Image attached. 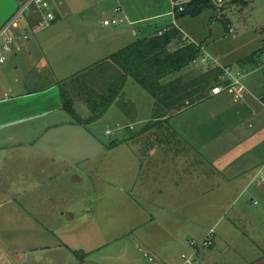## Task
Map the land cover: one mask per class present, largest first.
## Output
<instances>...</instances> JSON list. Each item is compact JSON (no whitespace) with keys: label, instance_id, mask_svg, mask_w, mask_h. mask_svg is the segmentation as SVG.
I'll return each instance as SVG.
<instances>
[{"label":"rangeland","instance_id":"1","mask_svg":"<svg viewBox=\"0 0 264 264\" xmlns=\"http://www.w3.org/2000/svg\"><path fill=\"white\" fill-rule=\"evenodd\" d=\"M21 1L0 0V29L17 13ZM62 1L63 4L59 5L58 0H50L52 10L55 12L56 8L61 14L54 22L62 24L65 30L52 34L51 38H38L46 49H50V46L56 48L51 55L54 60L57 58L56 71L58 67L66 65L61 73H57L61 80L45 78L40 82L45 85L41 87H50L47 94L56 101L57 98L61 101L59 88L63 80L60 74L73 71L81 63L78 58L88 56L86 48L89 46L76 48V45L87 42L86 34L79 33L78 27L86 25L97 33H103L126 27L129 21L127 18L124 24H103V19L115 15L112 7L117 0ZM121 4L131 17H142L166 6L172 15L171 0H122ZM223 18L231 25L230 34ZM179 25L203 48H200L197 60L177 72V75L197 73L209 65L229 66L235 70L242 66L241 61L244 60V82L257 91V96L263 95L264 0H246V4L233 0H215L214 8L206 9L196 17L185 16L179 20ZM75 27L80 38L76 43L72 37L74 32L71 31ZM113 47L111 45L107 49ZM58 52L60 55L68 52V55L62 58ZM253 52L256 53L251 58ZM66 60L71 61L69 66ZM8 65L9 60L0 68V86L4 90L12 87V93H17L21 71L8 68ZM7 70V74H3ZM64 82L62 87L69 88L70 92V85L75 81L69 79ZM128 83L123 89V101L136 102L140 117L152 120L149 104L153 103V97L137 82L129 80ZM119 104L116 101L106 114L89 125L65 122L71 121L72 116L58 104V108L46 111V116L39 121H43L44 130L41 132L43 135L33 144L36 149L30 148V143H24L16 135L20 124L0 127V148L3 149L0 154H56L59 157L54 160V166L43 173L35 168L28 169L26 165H21V161L8 166L13 183L16 187L24 186L25 190L17 194L19 207L5 201L10 192L8 195L0 193V233L11 235L22 247L29 249H35L41 244L54 245L56 248V244L61 243L68 262H79L87 255V263L78 264H125L127 258L142 264L147 259L145 252H148L143 239L135 240L137 244L134 246L122 236L127 228L138 221L140 226L134 228V231L136 234H146L152 217L167 226H171V220H176L174 229H178L176 232L181 230L183 242L172 241L169 245L178 263L184 262L182 254L190 255L194 252L191 241L201 242L209 235L211 228L217 234L219 231L225 238L232 236L233 239L227 238L230 241L227 246L224 237H220V243L215 247L216 250L222 249L216 253V258L222 264H237L250 259L254 254L249 247L254 249L258 245L263 249L264 228L254 229L248 224L244 219L242 205L262 210L264 218V194L255 189L239 193L233 190L236 196L233 192H225L224 188L230 182L222 174L214 175L213 182L207 181L212 176L198 175L203 181L197 182L195 175L183 174L186 167L191 165L188 163L183 167V154L190 145L179 139V136H172L167 123L151 121L148 127L151 136L142 135L136 140L118 142L116 137L120 135L116 132V125L119 118L116 115L125 118L122 123L128 122L132 131H138L146 124H132L133 117L126 115ZM75 108L82 119L91 115L81 103ZM132 109V113L135 112L134 105ZM51 123H58V126L47 127ZM107 128L111 129L109 133H105ZM128 128L124 126L123 133H127ZM7 133L15 137L11 138ZM127 135L130 137L131 131ZM112 141L116 143L110 145ZM187 154L191 156L194 153L189 149ZM51 158H48L50 162ZM170 169L178 171L169 175ZM176 180L179 181L174 182ZM34 185L36 188H33ZM155 188L164 190L168 197L173 194L174 199L167 197L166 204L154 206L148 200V195L150 189L155 191ZM11 194L16 195L13 192ZM141 195L146 197L143 199ZM180 200L182 204H179ZM210 240L213 243L214 234ZM212 243L201 248L209 249L210 252ZM161 245L164 244L158 242V249L165 247Z\"/></svg>","mask_w":264,"mask_h":264},{"label":"crops","instance_id":"2","mask_svg":"<svg viewBox=\"0 0 264 264\" xmlns=\"http://www.w3.org/2000/svg\"><path fill=\"white\" fill-rule=\"evenodd\" d=\"M119 2L122 3V0ZM57 4L62 5L63 1L58 0ZM55 13V20H58L61 17V14L56 8ZM125 14L128 18L127 20L129 21L127 22L126 27H122L118 30L101 31L103 33H97L96 30L86 25L78 27L80 29L79 33L84 32L86 34L85 37L87 42L76 45V48H80V46H84V48H86L89 46L88 48L90 50L86 48V51L88 52L87 55L91 56L89 58H86L88 56H81V58H78V61H81V63H78L79 66L73 69V71L71 70L68 74H60L62 80H64L63 78L68 79L95 62L106 59L110 54L131 44L138 38L145 36L148 37L157 31L161 32L163 28L170 23H174L189 41H192L199 45L200 48H203L201 44H198V42H196V40H194L189 33H187L179 25V20L185 16L180 18H176L175 16L173 17V15H170L167 6L162 9L154 10L152 13L142 17H131L129 12H126V10ZM125 22L126 21L121 24H124ZM143 22L145 23L143 24ZM228 25L229 29H227V32L230 34L232 29L229 23ZM48 27L50 28L40 30L37 26H31L29 37L27 39L19 37L12 52L8 56V68L13 67L14 69L21 71L20 78H18L19 88H16L18 89V92L12 93V87H8L7 90H4V88L0 86V127L9 126L13 123L16 125L20 124L21 127L18 128L16 135L20 136L21 141L24 143H30V148L32 149H36V146L33 144L41 135H43L41 132L44 130V124L43 121L42 123L39 121L46 116L45 112L48 110V112H50L52 108L59 105L61 106V109H64L61 91V101H59V98H57L56 101L50 94H47L50 87L46 89L41 87L45 86L44 84H40L41 79L45 78L56 81L61 80L58 79L59 77L57 73H61L66 67V65L58 67L56 71L55 63L57 62V58L54 60V58L51 57L52 52L55 51L56 48L50 46V49H46L45 45L38 41V38L41 36L51 38L52 34L63 31L65 28H63L64 26L58 22H54ZM71 31L74 32V34H72L74 42H79L80 38L77 28H72ZM75 32L77 34H75ZM36 35L38 36L36 37ZM111 45H114V47L108 50L107 48ZM76 50L78 49H75V51ZM63 55H68V52L63 53ZM63 55H60V57L64 58ZM82 60L86 61L82 63ZM66 63L67 66H69L71 61L66 60ZM238 69L244 72V81L246 76L244 66H241ZM7 72L8 70L3 71V74H7ZM129 80H133L135 82L132 77H127L124 88L127 84H129ZM244 83L248 89V93L243 101H233L231 94L228 92H221L219 94H212L209 92L204 100L174 114L169 118V120H165V118H160L159 120L152 118L151 110L153 108L154 100L153 103L149 104V112L151 114L150 118L152 120H149V117L141 118L139 115V105L136 102H133L135 112L132 124H146L144 125V128L141 127L138 131H132V126H129L128 122L127 124L122 123L125 118L120 117L121 115H116V118H119L116 125V132H119L120 135L116 137V140L119 142L127 139L136 140L142 135L151 136V130L148 129L149 123H152L151 121H154V123H167L169 132L172 136L177 135L179 136V139L181 138L183 142L185 141L190 145L187 149L188 151L183 154V167L184 164L189 163L191 165L186 167V172L183 174L195 175L197 182L203 181V179L198 178V175L212 176V178L207 181L213 182L215 179L214 175L222 174L230 182L228 187L224 188L225 192L229 191L232 193L234 190L239 193L247 189H255L264 194V93L261 96H257V91H255L253 87L248 86L247 82ZM71 94L73 95V106L75 111L76 105L81 103L91 112L89 106L82 99H80L79 96L76 97L75 92H72ZM116 112L117 110H115V114H117ZM65 122L69 124H80L76 122L73 117L71 121ZM87 125H89V123ZM49 126L56 127L58 126V123H51L47 127ZM124 126L129 127V130L126 131L127 133L131 131L130 137L125 131L123 133L122 129ZM110 131L111 129L107 128L105 133H109ZM7 135L11 138L15 137L13 134L7 133ZM189 149L192 153H194L191 154V156L187 154ZM2 150L3 149L0 148V153ZM15 155L16 154H0V193L8 195L10 192L9 197H7L5 201L11 205L19 207L20 205L17 202V194L25 190V188L22 185L16 187V184L13 183L8 173V166L15 161H21V165H26L28 169L35 168L39 172L43 173L50 170L54 166V160H57L59 157H57L56 154ZM48 158H51L52 162H50ZM151 171L154 173L153 170ZM177 171L178 170L170 169L168 170V174L173 175ZM169 180L171 179L169 178ZM177 181L179 180L174 182ZM181 182L183 181H180V183ZM14 186L15 188H13ZM33 188H36V186L34 185ZM30 189H32V187ZM12 192L16 193V195L11 194ZM236 192H233L235 193V196ZM149 193L148 200L154 206H163V204H166L165 198L167 199L168 196L161 188H155V191L150 189ZM144 197L146 196L141 195V198L144 199ZM168 198L174 199L173 194ZM179 204H182L181 200ZM35 206H37V204ZM242 208L244 209V219L248 221V224L251 225L252 228H264L262 210L250 209L249 207L243 205ZM248 208L250 211H248ZM180 217V219L183 220V217ZM175 221V219L170 221L171 226H167L165 224L161 225L160 221L156 220L155 217H152L149 223V230L146 231V234H136L134 228H138L140 226V221H138L135 225L127 228L125 230V235L123 234L122 237L125 238V241H130L131 245L137 244L135 240L143 239L144 242H142L148 252L157 256L163 262L168 264H182L178 263V261L174 259L175 257L171 252V245H169L172 241L183 242V233H181V230L176 232L178 229H174V225H176ZM219 234V231L218 234L214 232V240L212 247H210V252H208L209 249L206 248H199L195 252L196 258L194 261L196 264H210V262L214 264H222L220 263V260L216 258V253L222 249L220 248L216 250L215 247L219 245L220 237L221 239L224 237V244L227 246H229V240L233 239L232 236L225 238L224 235ZM244 235L246 234L244 233ZM144 238L150 241H146ZM227 238H229V240H227ZM167 240H170L171 242H168ZM158 242L160 244L162 242L164 245L161 246L165 247H163V249H158ZM56 246V248H54V245L51 246L41 244V246H37L35 249H29L22 247L17 239L11 235L0 233V264L87 263V255L85 256L86 258H81V261L79 262H68L67 255L62 250V244L57 243ZM249 249L254 255L250 259L248 258L237 264H264V248L261 249L257 245L254 249L251 247H249ZM144 260L145 261H143L142 264H150L146 258ZM125 264L140 263L127 258Z\"/></svg>","mask_w":264,"mask_h":264},{"label":"trees","instance_id":"3","mask_svg":"<svg viewBox=\"0 0 264 264\" xmlns=\"http://www.w3.org/2000/svg\"><path fill=\"white\" fill-rule=\"evenodd\" d=\"M174 1H180L184 6L182 11L176 10V18L197 16L204 10L215 7L213 0ZM234 2L246 4V0ZM223 21L226 29H229L227 20L223 18ZM200 52L199 45L189 41L174 23H170L161 32L138 38L106 59L64 79L60 87L63 108L76 122L86 124L102 117L116 101L118 104L122 101V104H119L121 109L130 118L133 117V120L134 104L123 101L124 84L130 76L153 97L152 118L169 120L174 114L204 100L212 86L219 82L223 71L219 65H209L197 73L176 74L196 61ZM244 63L242 60L241 65ZM69 79L75 81L70 85V92H77L91 110V115L86 119L76 113L69 88L62 87L66 83L64 81ZM114 143L116 142L112 141L110 145Z\"/></svg>","mask_w":264,"mask_h":264},{"label":"built area","instance_id":"4","mask_svg":"<svg viewBox=\"0 0 264 264\" xmlns=\"http://www.w3.org/2000/svg\"><path fill=\"white\" fill-rule=\"evenodd\" d=\"M184 1V0H183ZM215 2V0H213ZM221 1V0H218ZM172 15L175 16L176 10L182 11L184 6L180 1L171 0ZM113 11L115 15L103 20L104 25L120 24L127 17L125 10L119 0L116 1ZM29 17V18H26ZM56 19L55 12L52 10L50 0H22L17 13L0 29V68L7 61L9 54L19 37L27 39L32 25L39 28L51 25ZM264 62V54H263ZM223 71L217 82L211 88L212 94L228 92L231 94L233 101L240 102L245 99L248 89L243 81L244 72L240 69H233L229 66H223ZM214 229H210L207 235L201 242L191 241L194 247V252L190 255L182 254L184 259L183 264H196L194 261L195 252L202 246H208L212 243L210 236H213ZM147 260L150 264H168L160 260L157 256L145 252Z\"/></svg>","mask_w":264,"mask_h":264}]
</instances>
